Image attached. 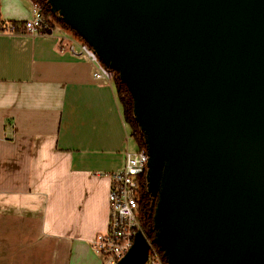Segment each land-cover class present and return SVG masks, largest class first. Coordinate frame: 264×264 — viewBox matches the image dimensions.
Masks as SVG:
<instances>
[{
  "label": "water",
  "instance_id": "water-1",
  "mask_svg": "<svg viewBox=\"0 0 264 264\" xmlns=\"http://www.w3.org/2000/svg\"><path fill=\"white\" fill-rule=\"evenodd\" d=\"M118 74L155 238L117 264H264V0H47Z\"/></svg>",
  "mask_w": 264,
  "mask_h": 264
},
{
  "label": "crops",
  "instance_id": "crops-1",
  "mask_svg": "<svg viewBox=\"0 0 264 264\" xmlns=\"http://www.w3.org/2000/svg\"><path fill=\"white\" fill-rule=\"evenodd\" d=\"M32 6L0 0V17L29 20ZM80 40L60 25L0 34V264L104 263L91 243L131 132L114 83L71 51Z\"/></svg>",
  "mask_w": 264,
  "mask_h": 264
},
{
  "label": "built area",
  "instance_id": "built-area-1",
  "mask_svg": "<svg viewBox=\"0 0 264 264\" xmlns=\"http://www.w3.org/2000/svg\"><path fill=\"white\" fill-rule=\"evenodd\" d=\"M52 14L45 13L41 6H32V17L26 21H3L0 17V34L41 35L52 34L57 23ZM79 53L94 65L93 77L97 81L113 82L116 73L106 67L94 50L84 41L77 44ZM149 157L146 149L127 150L124 153L123 167L110 175L109 192L110 220L108 231L98 234L91 246L95 254L104 259L103 264H117L134 244L137 232L142 231L141 200L146 185ZM145 264H165L156 247L152 246Z\"/></svg>",
  "mask_w": 264,
  "mask_h": 264
},
{
  "label": "trees",
  "instance_id": "trees-1",
  "mask_svg": "<svg viewBox=\"0 0 264 264\" xmlns=\"http://www.w3.org/2000/svg\"><path fill=\"white\" fill-rule=\"evenodd\" d=\"M34 4H37L41 6L42 10L47 14H52L51 8L48 4L47 0H31ZM53 15V14H52ZM55 20L57 21V24L62 26L63 28L69 30V28L62 22V20L57 16L53 15ZM75 36H77L75 33H73ZM114 87L117 93V97L119 100V103L122 107L123 116L125 119L126 124L130 128L131 137L136 141L138 150L145 149V141L143 133L141 132L138 124L135 121L134 113H133V100L132 96L126 87L120 79L118 74L115 75L114 78ZM141 223H142V231L146 238L149 241H152L155 238V230H154V212L156 207V200L152 198L146 188H143L142 191V200H141ZM158 252L160 253L164 263L166 264L162 253L159 251V249L156 247Z\"/></svg>",
  "mask_w": 264,
  "mask_h": 264
},
{
  "label": "rangeland",
  "instance_id": "rangeland-1",
  "mask_svg": "<svg viewBox=\"0 0 264 264\" xmlns=\"http://www.w3.org/2000/svg\"><path fill=\"white\" fill-rule=\"evenodd\" d=\"M53 20L57 23V21L55 19H53ZM130 138L131 139H130V147H129V150L132 151V152L133 151H137V143H136V141L132 137H130Z\"/></svg>",
  "mask_w": 264,
  "mask_h": 264
}]
</instances>
